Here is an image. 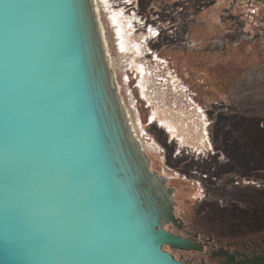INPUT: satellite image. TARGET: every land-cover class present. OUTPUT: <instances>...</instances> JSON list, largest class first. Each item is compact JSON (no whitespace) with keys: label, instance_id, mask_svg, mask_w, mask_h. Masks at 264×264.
<instances>
[{"label":"water","instance_id":"1","mask_svg":"<svg viewBox=\"0 0 264 264\" xmlns=\"http://www.w3.org/2000/svg\"><path fill=\"white\" fill-rule=\"evenodd\" d=\"M105 81L87 0H0V264H186L163 246L196 247L162 227L173 189L126 145Z\"/></svg>","mask_w":264,"mask_h":264},{"label":"rangeland","instance_id":"2","mask_svg":"<svg viewBox=\"0 0 264 264\" xmlns=\"http://www.w3.org/2000/svg\"><path fill=\"white\" fill-rule=\"evenodd\" d=\"M95 4L121 102L151 171L174 191L175 217L203 209L208 227L210 202L261 203L244 186L264 187V0Z\"/></svg>","mask_w":264,"mask_h":264},{"label":"flooded vegetation","instance_id":"3","mask_svg":"<svg viewBox=\"0 0 264 264\" xmlns=\"http://www.w3.org/2000/svg\"><path fill=\"white\" fill-rule=\"evenodd\" d=\"M259 190L261 187L252 186L251 191L255 193L251 198L258 199L261 195ZM239 216H246V219L238 230L207 227L203 219L196 218L197 215L178 217L176 224H162L165 230L189 239L196 246L184 250L171 249L169 253L174 257L173 252L178 250L180 256L177 260L186 264H264V209L252 204ZM167 224L169 227L165 226Z\"/></svg>","mask_w":264,"mask_h":264},{"label":"bare ground","instance_id":"4","mask_svg":"<svg viewBox=\"0 0 264 264\" xmlns=\"http://www.w3.org/2000/svg\"><path fill=\"white\" fill-rule=\"evenodd\" d=\"M87 2H88L89 13H90V16H92L93 23H94V40L96 43L97 51L99 53V65H101L102 68L106 72L105 88L112 102H114V104L117 106L118 115L120 116L123 130H124L125 143L127 146H130L131 142L135 143V149L138 155L140 156L142 162L147 164L150 169V159L145 153V151L142 149L139 140L135 137L131 123L126 113V109L123 106L121 99H120L117 84L114 78V74L112 70L110 69L108 54L106 52V44H105V41L103 40V32L100 27V22L98 21V15H97L98 10L95 4V0H87ZM158 193H159V197L162 198L161 200L164 201V197L162 196V193L161 192H158ZM166 194H167L166 195L167 198L169 199L170 198L169 193H166ZM170 194L172 195L173 193L170 192Z\"/></svg>","mask_w":264,"mask_h":264},{"label":"trees","instance_id":"5","mask_svg":"<svg viewBox=\"0 0 264 264\" xmlns=\"http://www.w3.org/2000/svg\"><path fill=\"white\" fill-rule=\"evenodd\" d=\"M221 4V3H220ZM220 4L219 5H217V8H223V9H220V11H222V10H224V4H226V3H223L221 6H220ZM237 4H236V2L235 3H233V5L231 6V12H233V13H237V14H240V12H238L239 10H240V8L239 7H237L236 6ZM255 28H257V26H254ZM254 28V29H255ZM264 33V32H263ZM258 40H260V41H262V42H264V34H262V36L261 37H259V39ZM234 193H236V191L234 190ZM238 193V192H237ZM250 193L251 194H254L255 193V191H251L250 190ZM237 195V194H236ZM240 195H241V193H238V196L240 197ZM244 200H246V201H249L248 203V205H241V204H232V205H224V206H221V205H219V203H218V201L217 200H215V202H210L211 204H213L211 207H213L212 208V211H211V213L209 214V215H211V217H209V218H207L206 219V221H207V224L210 226V225H213V228L214 227H217V228H223L224 230H226V229H231V230H234V229H236V228H238L240 225H237L236 223L237 222H242L243 221V219H244V217H241V216H239L240 215V213H242V212H245V210L247 209V207H250L252 204H254L255 206H259L258 205V203H256L255 201L253 202L252 200H248V199H246V198H240L239 200H237V201H239V202H244ZM228 207L230 208V209H228ZM245 207V208H244ZM249 210H252V208L251 209H249ZM192 211V210H191ZM204 210L203 209H201V210H199V214L198 215H202L201 214V212H203ZM234 212L236 213V215H234ZM192 213V215H190V216H193V215H196V213H194L193 211L191 212ZM190 213V214H191ZM205 211L203 212V215L201 216L202 218L201 219H205ZM197 215V216H198ZM207 215V214H206ZM234 216V217H233ZM196 218H198V217H196ZM232 221V224H229L228 223V221ZM163 226V225H162ZM164 247H167V246H163V249H164Z\"/></svg>","mask_w":264,"mask_h":264},{"label":"crops","instance_id":"6","mask_svg":"<svg viewBox=\"0 0 264 264\" xmlns=\"http://www.w3.org/2000/svg\"><path fill=\"white\" fill-rule=\"evenodd\" d=\"M261 141H263L264 142V140H263V138H262V140ZM260 141V142H261ZM246 148H248V147H246ZM262 154H264L263 153V151H262V153H261V155H259L258 157H261L262 156ZM245 188H246V192H247V194H245V195H247V196H249V193H250V190H252V185H246V186H244ZM254 187V186H253ZM260 192H261V195L259 196V198H258V200L260 201V200H262V202L261 203H258V202H256L255 200H253L252 199V201L254 202H256V203H258V205L260 206V208L263 210L264 209V187H261V190H259ZM243 193V192H242ZM244 197H246V196H244ZM248 200H251L250 198H247Z\"/></svg>","mask_w":264,"mask_h":264}]
</instances>
